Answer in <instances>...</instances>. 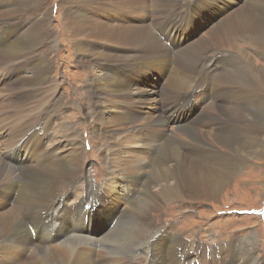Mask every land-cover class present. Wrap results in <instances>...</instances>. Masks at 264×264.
<instances>
[{
    "label": "bare ground",
    "instance_id": "6f19581e",
    "mask_svg": "<svg viewBox=\"0 0 264 264\" xmlns=\"http://www.w3.org/2000/svg\"><path fill=\"white\" fill-rule=\"evenodd\" d=\"M230 2L232 7L224 16L220 15L216 19L205 15L190 16L185 21L171 11L177 6L190 4V1L61 0L65 38L76 55V64L80 70L84 69L81 73L86 75L83 83L86 94L84 101L92 113L91 121L95 123L93 132L104 146L110 161V177L104 183V191L117 186L119 179L122 182L119 185L130 201H117L116 204L115 201L105 202L103 213L110 218L107 228L100 234L96 227L102 226V220L94 215L97 210L81 211L82 216L76 228L55 226L49 234L46 224L56 215L63 219L68 213L65 205L69 201L58 199L63 200V195L66 196V192L87 173L76 166L81 150L77 133L67 137L68 148H71L69 155H65L60 145L53 147L51 138L41 137L39 144L34 141L37 145L31 150L19 147L9 154V159H0V264H133L128 261L133 256L128 255L131 251L128 244L137 240L138 243L143 242L141 248L146 247L143 254L149 253L146 264L199 262L189 261V255L186 256L187 261L184 260L178 248L183 244L182 239L168 231L155 230L150 215L162 209L167 200L176 197L216 199L220 190L238 173L237 170L250 165L253 159L264 160V139L259 135L264 132V67L256 65L249 53L234 44L235 39L253 37L256 41V35L260 34L262 37L258 39V48L264 50V28L251 0ZM40 4L41 0H18L17 3L16 0H0V19L19 18L22 12L38 8L36 13L28 12L29 16H37L38 20L29 23L17 37H14L15 32L24 21H0V42L3 43L0 44V62L3 64L0 66V82L10 74L13 80L9 93L14 96L10 101H7L9 97L3 100L24 111L26 109L22 106L31 101L28 100L31 95L45 88L47 90L49 84V64L42 48L52 47L47 21L49 10L41 8ZM94 12L96 14L91 16ZM194 19H198V22L191 25ZM184 22L187 24L183 25ZM154 29L164 32L162 37L167 44L164 45L156 37ZM105 46L117 48L118 56L113 57L99 50ZM228 53L232 54L231 60ZM220 55L225 56L218 59L221 62L229 57L233 64L229 70L231 72L223 67V63L222 67L211 73L206 71L207 65L202 63L210 56L216 59ZM129 65L138 70L134 75L141 73L142 68H150L153 77L163 76L164 84L160 85L155 80L150 84V89L144 85L137 86L133 76L122 72L130 68ZM219 69L227 76L217 74L221 72ZM203 85L206 88L210 85L211 97L218 95L224 105H217L214 100L209 102L204 109L199 110L197 117L184 122L188 125L172 132L174 126L168 124L174 123L172 114L168 112L172 106L167 109V102L175 98L178 101L182 95L190 93L201 98V102L205 101L204 96L208 91L196 90ZM23 89L27 90L17 91ZM156 90H159L157 97L154 96ZM145 92L151 96L146 98ZM256 92L258 97L261 94L258 106ZM153 103L160 105L162 110L157 112ZM142 104L148 108L146 112L140 111ZM198 107L199 103L189 114L190 118ZM6 114L0 119V155L12 151L30 128L20 126L19 131L15 127H7L6 120L9 118L5 117ZM223 119L231 123L230 127L223 126ZM242 121L246 124H242ZM190 124H201L199 126H204L206 130L212 126L204 131L209 136L205 138L203 132H199V137H192L194 129L189 128ZM242 126L246 132H251L237 137L236 133ZM179 130L183 132L181 137L186 142L176 133ZM176 142L180 143L183 152L176 150ZM206 142L213 148L215 155L220 156V168L192 159V155L196 154L193 149L201 153ZM48 146L52 148L51 151H47ZM19 152L29 156L31 152L37 156V161L19 167L15 163ZM43 158L47 164L40 161ZM23 162L24 158L20 164ZM17 185L19 189L15 201H2ZM58 210L63 215L57 213ZM77 216L72 214L73 219ZM117 220L118 224L121 223V230L110 231ZM54 222L52 224L56 225ZM82 223L86 226L79 227ZM71 235L75 237L69 238ZM33 236L35 239H32ZM65 238L68 239L64 241ZM247 239L254 238L250 236ZM58 241L64 242L55 247L41 248ZM241 241L240 238L235 240ZM250 243L253 245L254 241ZM102 245L106 250L97 249ZM219 247L222 251L217 245L211 249L199 244L197 255L201 257V263L210 264L205 261L208 249V260H213L216 255L225 256V252L230 257H238L233 243ZM241 260L248 264H260L257 259L248 257H238L231 262L233 264Z\"/></svg>",
    "mask_w": 264,
    "mask_h": 264
},
{
    "label": "rangeland",
    "instance_id": "374dc122",
    "mask_svg": "<svg viewBox=\"0 0 264 264\" xmlns=\"http://www.w3.org/2000/svg\"><path fill=\"white\" fill-rule=\"evenodd\" d=\"M17 1L18 0H16V3ZM184 1L187 2L190 1V4L185 5L184 7L177 6L174 9H172L171 12L175 13L177 17L185 21H187V19L190 16H198V15H205L210 19L212 18L216 19L220 15L222 16L226 15L227 11L230 10L229 8L232 7L230 0H198V1L184 0ZM234 1L238 2L239 0H234ZM211 2H214V4H212ZM251 2L253 8L256 10V16L258 17L260 24L264 28V0H251ZM40 6L45 10L47 9L49 10V17L47 21H48V30L50 33V40L52 41V47H48V48L47 46L42 47L43 53L46 52L44 57L48 59V64H49L48 73H47V81L49 82V84L47 85V90L45 88L42 92H36L34 96L31 95L30 99H28L31 101H29L26 105L22 106V108H25L27 110L24 111L15 108L14 107L16 106L15 104H11L10 102H7L14 97L10 95L11 92L9 91V87H11L12 85L11 81L13 80L11 75L8 74L6 76V80H4L3 78L2 79L3 81L0 82V119H2L1 117L3 116L4 113H7L5 116L9 118L6 120L7 127H13V128L15 127L17 129H19L20 126L22 127L25 126L24 129L30 127L26 133L23 134V132H21L23 136L21 140L14 146L13 150L6 154L2 153L0 155V159H4V160L9 159V154L12 153L14 150H17L19 147H22L23 149L31 150L33 146L37 145L36 143L38 144L40 143L42 138L48 136L50 132H47L46 128L51 127L50 130H52L53 129L52 127L54 126H55L54 136L51 137L50 143L52 144L53 147H59L58 145H60L61 150L63 151L65 150V155L67 154L69 155L68 152L69 149L71 148H68V144L66 142L68 140L67 137L72 135L74 136L76 132L77 142L78 144L81 145L80 160L76 162V164L78 163L76 166L84 169V173L86 172L87 173L86 175L80 177L81 179L80 182L79 183L77 182V184H75L77 187L74 186L72 189H70V191L67 189L68 191L65 194L66 196L63 195V197H65L63 200L58 199V201H65V200L69 201L65 205V209L68 212L66 214L67 216L65 215L66 217L61 219L59 217L60 215H56L52 221L55 220L56 222H54V224L56 223L57 224L53 225L52 221L49 220L50 223H47L46 225L49 226L48 228L49 234L51 233L53 227L55 226H60L64 228L66 227L76 228L79 219L82 216L81 211L84 212L89 210L91 211L97 210L95 211L94 215L98 216V218H101L102 220V226L98 225L96 227L98 234H100L107 228L110 218V216H107L105 213H103L105 202L115 201L114 203L116 204L117 201L127 202L130 200H128L127 195H124L119 185L122 184V182L119 179L117 180V184H118L117 186L113 188H109L106 192L104 191L103 188L104 183L106 182L107 178L110 177L109 176V168L111 167L110 161H109V157L106 155L104 146H102L97 136L93 132L95 129L93 127L95 123L91 121L92 113L89 110L90 108H88L86 102L84 101L86 94H84L85 88L83 83L86 79V75L84 73H81L82 70L84 71V69L80 70V66L76 64V55L74 51L71 49V45L65 38V34L63 32V23H62L63 8L61 5V0H41ZM0 7H2V5H0ZM37 11L38 8L29 9V11L27 10L22 12L19 18H5V19L2 18L0 19V21L8 20L12 22L15 19H17L18 21L19 20L24 21V23L21 24L15 32L16 35H14V37H17L18 35H20L19 33L25 30L26 26H28L29 23H32L33 21L36 22L38 20L37 16H33V17L29 16L28 12L36 13ZM95 14L96 12L91 13V16ZM197 22L198 19H194L191 25H196ZM208 22L204 24L203 29L206 27V24ZM186 24L187 23L185 22L183 23V25ZM154 33L156 37L164 45L168 43L167 41H163L164 37L162 36H164L163 35L164 32L162 30L160 31L158 30L157 32ZM259 37L261 38L262 36L260 34H257L256 41L253 40L254 39L253 37H250V39L248 38L235 39L234 44L237 46L238 49H242L247 53H249L251 57H253L252 59L254 60V63L256 65L264 67V53H263L264 50L258 48ZM0 44H3L2 41L0 42ZM96 47L99 48L98 45H96ZM47 49H50V51H48ZM99 50L111 54V56L113 57L118 56L119 53L118 49L115 48L114 46H105L103 49H99ZM99 50L96 49V51ZM228 56L230 57L231 60L232 54ZM210 57L211 58H208L210 63L209 61H207L208 59H206L203 63L202 60H200L203 65H207L206 71H209L210 73L215 69L222 67V63L224 64L223 67L227 71H229L230 68L231 69L233 68V64L229 60V57H227L228 59H226L223 62H221L218 59L225 58L224 55L217 56L216 59H213L212 56ZM0 66H3L1 62H0ZM129 66L130 68L123 69L122 72L133 76V78H135V83L137 84V86L144 85L145 88L150 89L151 88L150 84L155 80L160 85L164 84L162 83L164 82L163 76L159 77L156 75L155 77H153L154 74L152 75V71L150 70V68L147 67L142 68V72L139 73L140 75L139 74L134 75L138 70L136 71L131 68V65ZM192 67L195 66L192 65ZM219 70L221 72L219 73L216 72L217 74H222L224 75V77L227 76V74L225 75V73L221 69ZM240 72L244 73L245 71H240ZM212 75L213 73L211 74V76ZM203 86L204 87L196 90L208 91L204 96L206 98L204 99L205 101H202L204 104L201 102L202 100L201 98L194 96L192 93L187 95L186 94L182 95L183 97L179 98L180 100L178 99V101L177 98H175L171 100L170 103L167 102V104H169L167 109L172 106L170 108L171 110H168L169 114L170 115L172 114L171 116L172 119L174 120V123H168L174 126L172 132H175L177 128L180 127L182 128L185 125H188L189 123H184V122L188 121L189 119L197 117L199 110L204 109L207 106V104H210L213 100L215 104L217 103V105L223 103L222 102L223 99L220 98L218 95L215 96L214 98L211 97L212 93H211L210 85H208L207 88L205 87L206 85ZM51 88L53 90L52 92H51ZM26 90L27 89L17 90V91L24 92ZM158 92L159 90L155 91L154 93L155 97L158 96ZM145 96L146 98H149L151 94L145 92ZM259 97H261V94H259ZM259 97L256 92L257 106L260 104ZM7 98H8L7 101L3 100V99L6 100ZM190 98H192L193 100ZM227 101L230 102L231 99H227ZM197 102L199 103V107L196 109L195 112L196 114L194 113V115L190 118L189 114L192 113L193 108L197 107L198 105ZM244 102L247 103L245 99ZM143 105L144 104H142L139 109L142 112H146L148 108L143 107ZM153 105L157 112H160L162 110L160 105L154 103ZM83 106L86 108H84ZM26 121L28 123H26ZM221 122L222 123L225 122L223 124L224 127L225 126L230 127L231 125V123L229 122L227 123L226 119L221 120ZM201 124L189 125V128L191 130L194 129L193 132H191L192 134L190 133L192 137H199V132L200 133L203 132L202 134L203 137L205 138L209 136L205 134L204 131H208L209 128L210 129L212 128V126H210L206 130L204 126H199ZM242 124H246V122L242 121ZM214 128L215 127H213V129ZM59 130L61 131L59 132ZM231 130L232 132H234L233 129ZM180 132L181 131L179 130L176 133H178L180 139H183V141L186 142V139L181 137L183 132L181 133ZM250 132L251 131L246 132L244 127L242 126L241 128L239 127V130L237 131L236 135L237 137L241 135L246 136L249 135ZM209 133L211 134V132ZM33 135L36 137V140L34 139L35 137ZM259 135L262 136V139H264V132L259 133ZM207 140L208 139H206V141ZM34 141L36 143H34ZM198 144H201V142H198ZM204 144L206 145V147L204 148V150L201 149V153L198 149L196 150L193 149V151H195L196 154L192 155V159L194 161H197V163L208 164L212 167L220 168L222 166L220 156L215 155V153L213 152V148L208 146L210 144H208L207 142ZM174 145L177 147L176 150L183 152L182 146L180 145L179 142H176V144ZM51 149L52 148H50L49 146L47 147V151H51ZM36 157L37 156L33 155L31 152H30V156L28 154L23 155L19 152L18 159L16 160V162L19 163L20 165L19 167H24L36 162L37 161L35 160ZM23 158H24V162L23 164H20ZM40 161L42 163L45 162L44 164H47L45 158L41 159ZM5 162H9V161H5ZM237 172L238 173L235 174L233 178L230 179L228 183L220 190L219 194L216 196V199H211V198L204 199V198L192 197L194 199H198V200H194L190 198L185 199L181 197H176L172 200H167L164 203L162 209H160L159 211H155L151 213L150 216L153 219V228L155 230L168 231V233H170L171 235L178 236L179 238L182 239L183 244L178 248L180 250L179 253H183L184 260H186L187 255H189L190 257L189 261L196 262L199 260L198 263L196 262L190 264H202L201 257L197 255V251H198L197 246L199 244L200 246H202L203 244V248L210 247L211 249L212 247L217 245L218 248L220 249L219 246L221 245L225 246V244L229 242L234 244L235 247L234 251L235 253L238 252L236 253V256L240 257L241 259L247 257L254 260L257 259V261H259L260 264H264V160L253 159L250 165H246L245 167L240 168L239 170H237ZM18 189H19V185H17L15 190H12L13 192H10L9 195H5V199H3L2 201H15L17 197ZM86 206L89 208H86ZM99 210H101V212H99ZM57 213L62 214L61 210H58ZM72 214L74 215L77 214L78 216L73 219ZM85 226H86L85 223L79 225V227H85ZM120 226L121 223L118 224V220H117L109 230L110 231L111 230L115 231V229L121 230ZM247 236L248 237L251 236L254 239H247L248 238ZM71 237H75V236L74 235L69 236V238ZM243 237H245L246 239ZM239 238L242 239V241L240 243L235 242V240ZM32 239H35V237L33 236ZM67 239L68 238H65L64 241ZM64 241L53 242L50 245H46L41 248H49L50 246L55 247L58 245V243L61 244ZM138 241L139 240L132 241L128 244V246L130 245L129 247L131 249L128 255L133 254L131 258L129 257L128 261H132L133 264H146V262H148L147 254L149 253H147L146 255L143 254V251L146 249V247L141 248L143 242L138 243ZM250 241H254V244L252 245ZM152 242H154V239L152 240ZM102 246L98 247L97 249L99 250L103 248V250H106V247L105 246L102 247ZM194 248H196V250L193 251ZM206 254H205V261L210 264H212V262L215 263V261L217 262V264L220 263L232 264V262L238 258L234 256L230 257L225 252L224 253L226 254L225 256L216 255V257L213 260H208L209 249L206 250ZM228 257L230 258L227 259ZM125 259L127 258L125 257ZM233 264H248V262L246 263L243 262V260H241Z\"/></svg>",
    "mask_w": 264,
    "mask_h": 264
}]
</instances>
